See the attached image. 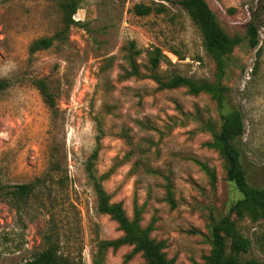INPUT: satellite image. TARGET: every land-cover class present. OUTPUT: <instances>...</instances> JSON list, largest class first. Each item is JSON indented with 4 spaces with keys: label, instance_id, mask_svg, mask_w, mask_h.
<instances>
[{
    "label": "rangeland",
    "instance_id": "374dc122",
    "mask_svg": "<svg viewBox=\"0 0 264 264\" xmlns=\"http://www.w3.org/2000/svg\"><path fill=\"white\" fill-rule=\"evenodd\" d=\"M180 1H0V264H31L48 248L51 229L61 252L84 264H94L100 241L123 236L98 211L86 170L98 137L95 170L111 202L122 203L131 220L140 210L142 228L152 227L151 237L165 243L175 264L205 262L214 224L242 194L227 178L216 103L186 88L160 91L149 78L147 51L160 48L168 59L156 71L163 80H216V63ZM206 1L225 32L243 40L227 61L226 112H242L243 164L249 184L264 187V0ZM137 5L153 12L138 16ZM161 6L166 10L159 13ZM253 21L256 48L248 38ZM50 38V48L31 52L36 41ZM131 42L143 50L142 78H125ZM38 80L49 87L54 108ZM43 176L54 178L50 196L26 205L12 194ZM233 219L252 242L241 259L264 264V220ZM132 250H109L104 264H143L141 254L126 262Z\"/></svg>",
    "mask_w": 264,
    "mask_h": 264
},
{
    "label": "trees",
    "instance_id": "16d2710c",
    "mask_svg": "<svg viewBox=\"0 0 264 264\" xmlns=\"http://www.w3.org/2000/svg\"><path fill=\"white\" fill-rule=\"evenodd\" d=\"M180 4L200 29L205 50L216 63V80L214 82H198L180 75L172 76L167 81L163 80L156 71L163 61L168 59L160 48L147 51L151 70L149 78L158 85L160 91L186 88L189 94L193 96L206 94L216 103L222 123L218 138L223 144L224 155L229 163L227 178L242 194V198L231 206L228 214L214 224L212 249L203 264H260L256 260L244 261L241 259L242 256L251 251L252 242L241 234L236 220L233 219V217L237 220L249 218L254 222L264 220V187H253L249 184L248 173L243 164L242 152L238 144L239 139L245 133L242 112L239 110L226 112L228 89L223 81L228 68L227 61L243 40L238 36L231 37L225 32L218 21L217 15L206 0H182ZM76 10L74 6L73 14L76 13ZM165 10L166 8L161 6L158 12L162 13ZM152 12V7L144 5L135 7V13L138 16H148ZM248 38L251 47L256 48L259 45L258 28L255 21L248 25ZM52 43V38L38 40L32 45L31 52L35 53L48 49ZM128 51L127 60L130 70L126 71L125 78H142L137 57L143 53V50L137 49L136 44L131 42ZM258 56H261V51L258 52ZM35 84L43 95L45 102L54 108L55 99L46 82L38 80ZM99 152L100 139L98 137V146L91 155L86 170L97 194L98 211L110 216L118 224L123 236L115 240L100 241L93 263L104 264L109 250L117 251L122 247L131 246L133 250L126 256V262L141 254L144 259L143 264H175L174 259L167 258L165 243L156 241L151 237L152 227L142 228L140 210L136 209L135 218L131 220L122 203L111 202V197L104 189L101 179L96 175L95 163ZM205 171L215 181V172L207 167H205ZM53 180V177H39L31 183L14 187L15 190L12 191V194L24 204L29 205L33 199L52 194ZM4 189L0 183V193ZM169 201L173 207L176 206L171 196ZM50 208L54 209V206H46V209ZM56 237V232L51 229V232L45 236L48 241V248L39 253L31 264H84L82 261L75 263L66 257L55 241Z\"/></svg>",
    "mask_w": 264,
    "mask_h": 264
}]
</instances>
